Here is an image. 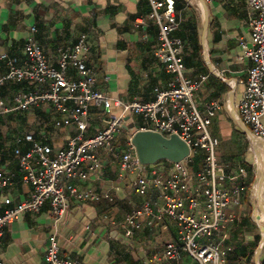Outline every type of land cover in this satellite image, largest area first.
Listing matches in <instances>:
<instances>
[{"label": "crops", "instance_id": "obj_1", "mask_svg": "<svg viewBox=\"0 0 264 264\" xmlns=\"http://www.w3.org/2000/svg\"><path fill=\"white\" fill-rule=\"evenodd\" d=\"M179 28L172 36L184 43L185 75L207 79L194 101L199 110L211 101L221 108L212 119L209 131L218 142L216 159L228 174L241 168L248 172L245 181L237 180L245 191L239 207H230L234 216L217 244L224 252L225 264H262L264 247V172L255 179L246 153H253L256 164H264V146L241 124L235 106L242 93L250 62L244 58L238 44L240 38L249 41L243 0H174ZM148 0H0V55L22 58L23 47L32 27L46 61L56 66L57 49L72 46L77 38L87 36L86 65L94 70L96 89L122 102H148L153 89H166L172 80L155 56L157 27L148 19ZM5 71L0 60V74ZM68 78H76L70 68ZM27 89L25 84H11L1 96ZM121 109L112 106L109 114L119 115ZM0 171L13 176L12 184L0 191V213L28 199L30 188L23 184L18 172V159L28 151L23 137L29 131L36 140L46 139L53 148H62L75 132L74 127L56 129L60 119L45 107L32 116L24 113L0 117ZM90 129L85 138L103 129L108 116L93 109ZM138 117L126 118L116 139V154L97 152L102 169L88 172L86 180H74L80 191H91L113 198V203L70 202L62 217L55 219L48 204L36 214H25L8 225L3 233L2 264H45V252L51 238L57 241L62 257L82 264H197L185 254L178 262L166 259L162 250L173 242L177 226L169 218L157 221L143 218L132 236H126L112 223L122 222L139 205L134 193L133 175L119 177L120 155L126 149L127 138L139 130ZM244 129L248 131L247 134ZM260 153V154H259ZM201 156L189 165L196 171ZM167 175L171 164L158 162L148 166ZM250 180V181H249ZM250 183V184H249ZM151 202L160 205L156 194ZM259 233L257 232V229Z\"/></svg>", "mask_w": 264, "mask_h": 264}, {"label": "built area", "instance_id": "obj_2", "mask_svg": "<svg viewBox=\"0 0 264 264\" xmlns=\"http://www.w3.org/2000/svg\"><path fill=\"white\" fill-rule=\"evenodd\" d=\"M194 1V0H193ZM208 1V0H207ZM249 41L238 40L244 58L250 62L244 89L235 109L241 124L264 146V0H243ZM148 19L157 27V44L154 56L165 71L172 76L168 88L153 89L148 102H122L114 100L96 89L94 70L86 65L87 36L80 35L72 46L57 49L56 66L46 61L35 34L30 29L22 58L0 55L5 71L0 74V117L24 113L32 116L36 109L45 107L52 115L60 117L54 128L74 127L75 132L62 148L55 149L46 139L36 140L29 131L23 140L29 144L27 152L17 162L23 184L30 188L28 199L0 213V264L2 236L5 228L25 214H36L48 204L53 217H62L70 202L96 203L113 198L91 191H80L74 180H86L88 172L102 169L97 152L104 150L116 154V139L126 118L138 117L141 127L136 131H151L164 137L177 135L189 148V155L177 164H171L167 175L139 163L131 135L126 149L120 155L119 177L133 175L134 193L139 205L122 222L126 236H132L143 218L163 221L171 219L177 226L176 238L164 245L163 256L178 262L185 254L197 264H225L224 252L217 241L234 216L227 213L230 207H239L245 191L237 180L245 181L248 172L241 168L237 174H228L216 159L219 142L209 131L216 112L221 108L211 101L203 110L195 104V95L206 81V76L190 78L185 75L183 62L184 43L172 36L180 26L175 13L174 0H148ZM190 3V2H189ZM75 70L76 78H68V71ZM11 84H25L1 96ZM112 106L121 109L119 115H110ZM93 109L108 116L107 125L95 135L85 138L90 129ZM196 155L201 164L190 171ZM84 169H87L86 171ZM13 176L0 171V191L12 184ZM156 194L160 205L151 202ZM264 264V247L261 249ZM45 264H82L62 257L57 241L51 238L45 252Z\"/></svg>", "mask_w": 264, "mask_h": 264}, {"label": "water", "instance_id": "obj_3", "mask_svg": "<svg viewBox=\"0 0 264 264\" xmlns=\"http://www.w3.org/2000/svg\"><path fill=\"white\" fill-rule=\"evenodd\" d=\"M131 144L139 163L145 166L160 161L177 164L189 155V148L177 135L164 137L156 132L136 131L132 132Z\"/></svg>", "mask_w": 264, "mask_h": 264}, {"label": "rangeland", "instance_id": "obj_4", "mask_svg": "<svg viewBox=\"0 0 264 264\" xmlns=\"http://www.w3.org/2000/svg\"><path fill=\"white\" fill-rule=\"evenodd\" d=\"M191 2L192 5H195V2L193 0H188V3ZM190 4V3H189ZM260 154V153H259ZM244 158H246V160H248L249 162H251V166L253 168V176H251V179H255V171H256V175L257 177L262 173L264 172V164L263 165H260L259 163L257 164L258 162V158H259V155H257V160H256V164L254 162V155L253 153H246V155L244 156ZM264 178V177H263ZM250 181V180H249ZM257 232L259 233V230L258 228L256 229Z\"/></svg>", "mask_w": 264, "mask_h": 264}, {"label": "trees", "instance_id": "obj_5", "mask_svg": "<svg viewBox=\"0 0 264 264\" xmlns=\"http://www.w3.org/2000/svg\"><path fill=\"white\" fill-rule=\"evenodd\" d=\"M174 4H175V2H174ZM183 62H184V60H183ZM184 65H185V63H184ZM3 125H4V122L2 121V119H0V127L3 126ZM0 139H1V132H0ZM198 157H200V155H196L195 156L194 162L198 160ZM161 162L168 163L166 161H161Z\"/></svg>", "mask_w": 264, "mask_h": 264}, {"label": "bare ground", "instance_id": "obj_6", "mask_svg": "<svg viewBox=\"0 0 264 264\" xmlns=\"http://www.w3.org/2000/svg\"><path fill=\"white\" fill-rule=\"evenodd\" d=\"M256 178H257V176H256Z\"/></svg>", "mask_w": 264, "mask_h": 264}]
</instances>
